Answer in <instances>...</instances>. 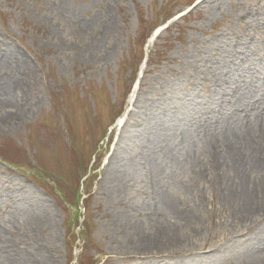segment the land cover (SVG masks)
<instances>
[{"label": "rangeland", "instance_id": "obj_1", "mask_svg": "<svg viewBox=\"0 0 264 264\" xmlns=\"http://www.w3.org/2000/svg\"><path fill=\"white\" fill-rule=\"evenodd\" d=\"M245 30L264 45V0H0V264H241L264 216L238 220L215 167L183 168L208 126L157 134L172 120L148 105L193 103L185 81L167 92L177 74L203 99L196 51ZM174 180L201 188L196 223L156 209L188 193Z\"/></svg>", "mask_w": 264, "mask_h": 264}, {"label": "bare ground", "instance_id": "obj_2", "mask_svg": "<svg viewBox=\"0 0 264 264\" xmlns=\"http://www.w3.org/2000/svg\"><path fill=\"white\" fill-rule=\"evenodd\" d=\"M245 16L253 24L258 19V12H246ZM246 31L242 36L229 40L223 36V46L217 54H211L216 48L209 46L196 51L195 56L205 62L210 74L207 82L201 79L202 84H210V87L204 86L206 95L203 99L198 91L200 81L193 83L190 73L177 74L173 82L167 83V92L171 94L182 89L185 81L186 85L192 84L189 94L193 103L171 108L168 100L160 97L148 105L151 113L156 112L159 117H171L172 120L166 129L161 118L157 134L170 136L173 131L179 132L185 141L186 126L196 123L210 128L204 149L195 148L193 142L190 144L191 153L186 158L187 162H183V168H188L197 179H202L213 167L222 172L226 180L223 181L224 199L238 205L235 217L243 222L264 216V45L254 41ZM154 38L152 36L148 40L147 46ZM151 146L149 142L147 149ZM162 157L158 159L155 170L163 174L166 165ZM174 182L188 193L183 196L160 191L158 201L161 206L158 204L155 208L164 217L173 212L177 218H192L196 223L201 216V188L191 182ZM189 205L193 209H189ZM232 251L242 258L241 264H264V240H246L240 249Z\"/></svg>", "mask_w": 264, "mask_h": 264}]
</instances>
